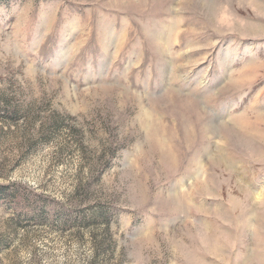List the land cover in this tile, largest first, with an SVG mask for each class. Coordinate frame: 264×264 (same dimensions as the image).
Here are the masks:
<instances>
[{"label":"rangeland","instance_id":"374dc122","mask_svg":"<svg viewBox=\"0 0 264 264\" xmlns=\"http://www.w3.org/2000/svg\"><path fill=\"white\" fill-rule=\"evenodd\" d=\"M0 264H264V0H0Z\"/></svg>","mask_w":264,"mask_h":264}]
</instances>
